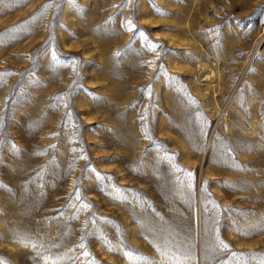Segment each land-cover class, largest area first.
Returning a JSON list of instances; mask_svg holds the SVG:
<instances>
[{
  "label": "rangeland",
  "instance_id": "rangeland-1",
  "mask_svg": "<svg viewBox=\"0 0 264 264\" xmlns=\"http://www.w3.org/2000/svg\"><path fill=\"white\" fill-rule=\"evenodd\" d=\"M0 264H264V0H0Z\"/></svg>",
  "mask_w": 264,
  "mask_h": 264
}]
</instances>
